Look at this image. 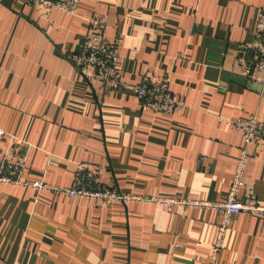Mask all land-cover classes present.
<instances>
[{
	"label": "crops",
	"instance_id": "1",
	"mask_svg": "<svg viewBox=\"0 0 264 264\" xmlns=\"http://www.w3.org/2000/svg\"><path fill=\"white\" fill-rule=\"evenodd\" d=\"M261 10L264 0H83L77 13L0 0V163L21 139L24 180L68 186L82 164L125 193L224 200L244 144L232 120L264 119V86L237 65ZM94 13L119 41L117 90L69 59ZM165 77L183 110L136 97ZM250 152L240 195L264 204V141ZM219 218L0 182V264H209ZM219 264H264V215L232 216Z\"/></svg>",
	"mask_w": 264,
	"mask_h": 264
},
{
	"label": "built area",
	"instance_id": "2",
	"mask_svg": "<svg viewBox=\"0 0 264 264\" xmlns=\"http://www.w3.org/2000/svg\"><path fill=\"white\" fill-rule=\"evenodd\" d=\"M83 0H25V4L40 8L46 12L62 10L77 13ZM106 18L94 13L89 18L88 31L81 48L72 52L69 59L82 74H88L100 82L106 90L121 87L122 72L119 67L121 58L118 40H109L106 35ZM240 76L258 81L264 86V10L258 14L253 39L242 45L237 63ZM136 97L143 107L155 112L172 113L183 110L186 102L175 95L169 88L167 77L154 81L146 79L134 86ZM241 132L244 144L234 170L231 185L224 200H205L198 198H179L176 196H150L123 192L116 183H103L82 164L76 170L71 185L61 186L43 180H24L23 172L27 150L23 140H15L6 150L0 163V182L21 184L40 190L64 193L73 197H83L93 202H129L160 203L169 210L174 205L215 210L219 214L216 235L212 244L209 264H219L220 255L226 246V238L232 216L239 212L264 215V204L246 199L240 195L245 185L244 174L252 155L251 145L264 141V119L253 114L232 120ZM4 131L0 130V135ZM180 245V244H178Z\"/></svg>",
	"mask_w": 264,
	"mask_h": 264
}]
</instances>
